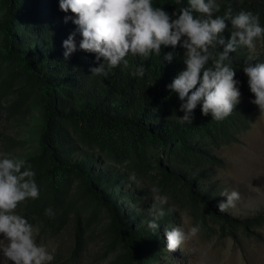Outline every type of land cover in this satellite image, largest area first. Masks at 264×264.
<instances>
[{"label":"trees","instance_id":"1","mask_svg":"<svg viewBox=\"0 0 264 264\" xmlns=\"http://www.w3.org/2000/svg\"><path fill=\"white\" fill-rule=\"evenodd\" d=\"M216 2L215 15L223 16L229 7L233 15L250 11L264 27V0ZM59 5L60 0H0V153L25 159L35 173L39 198L16 211L39 229L37 238L53 237L71 224L73 247L64 264L79 263L91 241H98L100 258L110 257V264H164L167 241L160 230L175 213L164 210L154 233L148 227L153 212L142 216V198L125 189L131 176L167 196L168 205L186 210L203 231L207 226L206 237L235 240L238 230L260 237L264 214L248 222L229 219L210 206L203 184L224 166L215 150L235 140L258 113L248 103L255 97L243 68L264 63V39L255 51L237 46L230 54L241 92L232 114L217 122L198 105L193 123L181 124L182 102L168 87L186 69L181 46H162L159 57L146 61L129 56L130 66L144 65L143 77L132 76V67L123 65L107 77L93 75L96 56L79 48L76 17ZM153 5L172 16L188 0H153ZM226 23L225 41L232 32ZM73 34L76 51L65 59L63 42ZM169 52L170 63L164 61ZM3 122L17 127V136L29 127L30 135L9 136ZM48 208L54 216L45 214Z\"/></svg>","mask_w":264,"mask_h":264},{"label":"clouds","instance_id":"2","mask_svg":"<svg viewBox=\"0 0 264 264\" xmlns=\"http://www.w3.org/2000/svg\"><path fill=\"white\" fill-rule=\"evenodd\" d=\"M176 2L180 4L181 0ZM59 6L63 12L70 11L76 17L72 22L82 35L79 48L96 56L98 66L90 69L93 75L107 77L120 65L126 69L132 67L129 56L146 61L153 55L159 57L162 46H181L185 50L186 69L168 85L182 102L180 111L184 115L178 117L181 124L193 123L198 105L204 116L210 114L217 122L232 114L240 102L241 92L230 54L237 46L255 51L256 42L264 39V27L258 15L244 10L233 15L231 7L223 16L215 15L220 11L216 0H188V6L181 7L172 16L162 7L154 6L153 0H60ZM226 21L232 28L227 41L223 37L228 27ZM74 36L63 42L65 59L76 51ZM172 60L173 53L165 54L164 61ZM243 72L255 97L251 102L264 114V63H248ZM144 74L143 64L132 67V76ZM34 176L25 159L0 153V237L6 241L0 244V253L11 264H50L54 259L46 246L37 243L39 229L16 211L28 199L39 198ZM219 195L226 197V202L218 206L222 213L235 208L240 200L236 190L225 189ZM154 199L153 218L148 227L155 233L160 226L158 221L165 216L163 206L168 204V197L157 195ZM45 214L55 215L51 208ZM199 231L200 225L191 227L187 233L182 227L165 229L168 251H176Z\"/></svg>","mask_w":264,"mask_h":264},{"label":"rangeland","instance_id":"3","mask_svg":"<svg viewBox=\"0 0 264 264\" xmlns=\"http://www.w3.org/2000/svg\"><path fill=\"white\" fill-rule=\"evenodd\" d=\"M252 100L248 103L253 104ZM255 106L258 108L257 105ZM3 125L8 129L7 134L14 138L30 135L29 127L17 136V127L10 126L7 122H3ZM215 153L222 158L224 166L214 170L210 178L204 181L203 185L208 191L207 197L212 200L210 206L220 212L219 204L226 202V197L219 195L220 192L225 189L236 190L240 193V200L236 207L223 212L229 219L248 222L259 214H264V114H260L259 108L249 126L236 134L235 140L216 149ZM125 189L133 197L142 198L141 202L144 204L138 209L141 210L142 216L148 217L152 213L154 198L158 194L151 191L146 182L135 176L129 178ZM141 191H151V194L144 195L140 193ZM128 201L127 204L137 207L130 200ZM159 207L157 204V208ZM163 207L164 210L172 209L175 213L174 217L160 230L163 241H167L165 229L182 227L187 233L191 227L197 225L192 216L178 205L167 204ZM204 229L206 230L203 231L200 228L196 236L190 237L176 251L170 252L166 246L164 264H264V229L258 238L254 235L247 236L238 230V237L235 240L229 237L219 238L218 235L206 237L210 230L207 226ZM3 243L6 241L0 237V244ZM37 243L46 246L48 251L56 255V258L64 264L73 247L72 225H67L53 237L37 238ZM100 254L101 247L98 241H91L85 246L81 261L76 264H110L111 258L102 259ZM0 264H11V262L0 253ZM50 264H58V260L51 261Z\"/></svg>","mask_w":264,"mask_h":264}]
</instances>
